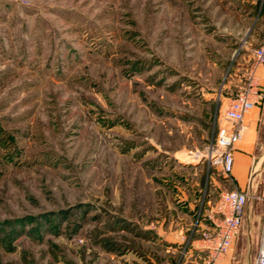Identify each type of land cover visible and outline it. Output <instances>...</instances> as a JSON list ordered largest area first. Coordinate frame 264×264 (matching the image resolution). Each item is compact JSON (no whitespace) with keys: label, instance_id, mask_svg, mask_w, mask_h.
Segmentation results:
<instances>
[{"label":"rangeland","instance_id":"rangeland-1","mask_svg":"<svg viewBox=\"0 0 264 264\" xmlns=\"http://www.w3.org/2000/svg\"><path fill=\"white\" fill-rule=\"evenodd\" d=\"M263 39L264 0H0V264H206Z\"/></svg>","mask_w":264,"mask_h":264},{"label":"built area","instance_id":"built-area-1","mask_svg":"<svg viewBox=\"0 0 264 264\" xmlns=\"http://www.w3.org/2000/svg\"><path fill=\"white\" fill-rule=\"evenodd\" d=\"M254 58L257 63L264 64V39L262 44L255 48ZM263 100L264 91L256 85L238 93L224 111L226 124L218 127L212 154L213 161L222 165L228 180L233 184L235 163L233 149L244 135L245 115ZM250 196L248 191L237 187L222 192L217 206L209 210L207 222H203L204 218L197 225L201 231L199 247L207 254V264L215 262L230 251L243 224ZM254 264H264V224L258 239Z\"/></svg>","mask_w":264,"mask_h":264},{"label":"crops","instance_id":"crops-1","mask_svg":"<svg viewBox=\"0 0 264 264\" xmlns=\"http://www.w3.org/2000/svg\"><path fill=\"white\" fill-rule=\"evenodd\" d=\"M243 124L245 126L244 135L233 149L235 159L233 187L251 194L243 220V223L245 222L244 235L249 244L255 243L257 249L264 224V157L261 156L264 153V100L246 113ZM241 229L227 255L211 264H233L240 259L242 253H239L236 243L240 239ZM202 253L207 259L206 252L202 250Z\"/></svg>","mask_w":264,"mask_h":264}]
</instances>
